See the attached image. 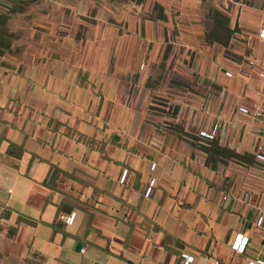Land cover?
<instances>
[{
    "label": "crops",
    "instance_id": "0c3cea01",
    "mask_svg": "<svg viewBox=\"0 0 264 264\" xmlns=\"http://www.w3.org/2000/svg\"><path fill=\"white\" fill-rule=\"evenodd\" d=\"M18 1L0 0L18 22L0 57V264H182L184 250L192 264L264 260L262 173L207 166L169 126L197 135L220 116L219 144L254 157L257 125L237 110H264V0H96L93 15L77 0L43 30L9 13ZM155 4L165 20L150 19ZM214 10L237 28L227 49L206 42Z\"/></svg>",
    "mask_w": 264,
    "mask_h": 264
},
{
    "label": "trees",
    "instance_id": "16d2710c",
    "mask_svg": "<svg viewBox=\"0 0 264 264\" xmlns=\"http://www.w3.org/2000/svg\"><path fill=\"white\" fill-rule=\"evenodd\" d=\"M136 1L141 2L142 0ZM18 11H20V8L16 6L12 8L9 13H15ZM8 19V14L0 15V57L10 49L14 38L6 27ZM150 19L165 20L163 8L160 5H154ZM210 19L212 21V27L206 36V42L208 44L216 43L227 49L230 45L232 36L237 31V28L230 29L228 17L217 10L210 13ZM166 57L167 56L165 55L163 58L164 61L166 60ZM172 109L173 112L170 115L174 117L178 113V107L172 106ZM169 126L171 130L179 134L181 139L188 142L196 151L204 154L205 164L211 168H214L216 164L224 161L233 162L246 167L251 166L254 163L253 156L249 154L240 155L235 151L222 147L217 139L205 141L199 138L196 134L186 132L181 124H170Z\"/></svg>",
    "mask_w": 264,
    "mask_h": 264
},
{
    "label": "rangeland",
    "instance_id": "374dc122",
    "mask_svg": "<svg viewBox=\"0 0 264 264\" xmlns=\"http://www.w3.org/2000/svg\"><path fill=\"white\" fill-rule=\"evenodd\" d=\"M65 1V2H64ZM19 0L17 3V7L20 8V11H18L17 13H19L20 18L18 19L19 23L22 25H28L31 28H35L37 30H43L41 29L42 27L40 26H44V25H48L49 23H44L43 21H41L42 19H45V17H48L50 20V17L55 15V16H60V17H64L65 19L67 17H69L72 13L70 12V7H68V3L66 2H71L74 3L73 1H77V0ZM89 2V4H91L90 6V10L88 12V14L93 15L94 11L97 9L96 7V0H87ZM44 17V18H43ZM36 18L39 20H36ZM88 20V19H87ZM18 25V22L15 23L13 21L9 22L7 21L6 27L8 29V31L10 29H14L16 28ZM59 23L55 22V26L58 27ZM60 25H67L66 24H61ZM73 26L77 27L75 28L77 30V37H79L80 39L84 36V28L85 26L89 25L87 21L84 20H77V22L75 24H71ZM10 26H12L10 28ZM10 28V29H9ZM12 36H14V38L16 37V35L14 33H11ZM20 35V34H19ZM18 35V36H19ZM23 36L25 37V30L23 31ZM172 34L168 33V35H166L165 37V46L166 47H170L172 48V45L169 43V41L172 39ZM20 37V36H19ZM13 38V41H14ZM54 44H58L60 42V40H56L53 39ZM59 41V42H58ZM171 51V49H169ZM159 74H160V70L159 68H154V71L152 73L153 75V81L156 82L159 80ZM161 79V77H160ZM132 82L136 83L137 81V75H133L132 76ZM160 81V80H159ZM151 103L154 104V106L159 107V108H165V110H167V113L171 114L173 112L172 106L168 105L167 100L160 98V97H156V96H152L151 99Z\"/></svg>",
    "mask_w": 264,
    "mask_h": 264
},
{
    "label": "built area",
    "instance_id": "2783aa9c",
    "mask_svg": "<svg viewBox=\"0 0 264 264\" xmlns=\"http://www.w3.org/2000/svg\"><path fill=\"white\" fill-rule=\"evenodd\" d=\"M258 36L260 38L264 36V29L260 30ZM225 75L227 77H231V74L228 72H226ZM237 112L243 116L251 117L257 125L256 130L254 132V137L256 139L257 144L254 153V163L252 166L257 168L264 177V110L259 107H254L252 109L240 107L238 108ZM217 119L218 122L213 126V128L210 131L200 130L198 131L197 136L205 141H211L213 139H216L219 130H221L222 128L228 125V122L222 120L220 116H218ZM125 176H126V171H123L120 181L123 182ZM153 183L154 181L150 182V186L149 189L146 191V195L150 193V188L153 186ZM222 199L225 201L227 197L223 196ZM252 199H253L252 195L247 194L244 196V201L246 202H250ZM73 219H74V213L65 217L64 221L66 224H71ZM263 223H264V205L260 209V213L256 219V226L261 227ZM247 244H248V237L242 234H237L231 242V249L238 254H243L246 250ZM180 257L182 259V264L193 263L194 256L185 250L181 252ZM247 264H264V260L256 259L249 261Z\"/></svg>",
    "mask_w": 264,
    "mask_h": 264
}]
</instances>
